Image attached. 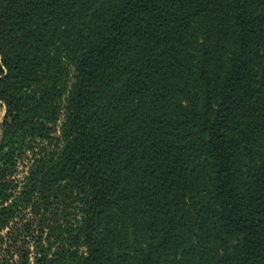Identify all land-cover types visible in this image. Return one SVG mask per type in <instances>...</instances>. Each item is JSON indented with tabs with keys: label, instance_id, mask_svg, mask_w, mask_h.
Instances as JSON below:
<instances>
[{
	"label": "trees",
	"instance_id": "obj_1",
	"mask_svg": "<svg viewBox=\"0 0 264 264\" xmlns=\"http://www.w3.org/2000/svg\"><path fill=\"white\" fill-rule=\"evenodd\" d=\"M0 264H264V0H0Z\"/></svg>",
	"mask_w": 264,
	"mask_h": 264
},
{
	"label": "rangeland",
	"instance_id": "obj_2",
	"mask_svg": "<svg viewBox=\"0 0 264 264\" xmlns=\"http://www.w3.org/2000/svg\"><path fill=\"white\" fill-rule=\"evenodd\" d=\"M3 113V108H2V106L0 105V120H1V117H2V114Z\"/></svg>",
	"mask_w": 264,
	"mask_h": 264
},
{
	"label": "crops",
	"instance_id": "obj_3",
	"mask_svg": "<svg viewBox=\"0 0 264 264\" xmlns=\"http://www.w3.org/2000/svg\"><path fill=\"white\" fill-rule=\"evenodd\" d=\"M3 114V113H2ZM2 118V117H1ZM0 122H1V120H0Z\"/></svg>",
	"mask_w": 264,
	"mask_h": 264
}]
</instances>
